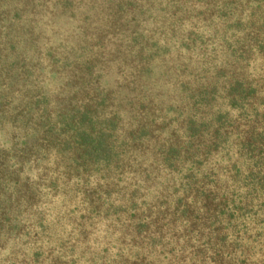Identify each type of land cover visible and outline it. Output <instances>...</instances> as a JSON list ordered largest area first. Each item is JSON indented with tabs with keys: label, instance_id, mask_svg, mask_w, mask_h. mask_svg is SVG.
<instances>
[{
	"label": "trees",
	"instance_id": "1",
	"mask_svg": "<svg viewBox=\"0 0 264 264\" xmlns=\"http://www.w3.org/2000/svg\"><path fill=\"white\" fill-rule=\"evenodd\" d=\"M29 1L35 2L32 9L41 8L35 25L58 22L56 31L39 25L36 47L29 42L38 74L22 63V107L15 115L20 130L0 146L3 242L10 233L23 242L37 237L44 229L39 202L56 190L58 177L72 175L87 199L84 208L114 216L113 224L142 251L122 264H151L147 251L156 248L171 252L174 264H264V228H253L250 220L264 223V0H199L225 32L232 29L224 39L227 63L196 86L180 84L179 122L153 153L157 166L169 172L179 167V177L151 200L135 185L119 184V177L135 153L143 154L144 138L153 131L139 123L126 128L123 92L101 82L104 68L121 55L140 72L163 55L162 46L136 29L146 9L137 0ZM242 9H249L244 18ZM61 19L71 21L72 31L62 29ZM193 37L187 41L202 45ZM46 69L56 75L51 85L41 80ZM143 101L135 104L142 108ZM12 102L0 98L1 107ZM29 165L34 172L24 171ZM111 173L114 178L103 186L91 185ZM28 257L31 264H60L40 247Z\"/></svg>",
	"mask_w": 264,
	"mask_h": 264
},
{
	"label": "rangeland",
	"instance_id": "2",
	"mask_svg": "<svg viewBox=\"0 0 264 264\" xmlns=\"http://www.w3.org/2000/svg\"><path fill=\"white\" fill-rule=\"evenodd\" d=\"M178 1L137 0L146 12L136 19V29L141 30L149 42H157L163 47V55L148 63L146 72L135 68L136 63L124 54L117 59L121 61L119 65L122 71L117 68L118 61L114 60L101 73L104 76L102 85L121 90L127 100L122 113L125 127L139 123L153 131L144 138L143 154L135 153L133 162H130L131 167L119 177V184L135 185L148 200L162 191L164 183L179 177V167L174 172L158 167L153 153L161 139L167 137L168 130L179 122V102L183 97L180 84L189 82L196 86L208 76H213L215 67L225 65L227 51L224 39L232 35V29L227 28L225 32L224 24L212 15L211 10H206L201 1ZM34 4L29 0H0V98H13L8 108L0 106L2 147H6L10 136L20 130L17 126L19 123H15V115L22 107L19 104L20 92L17 91L22 84L19 77L22 63L26 67L34 66V70L37 67L38 56L29 42L36 47L39 25L41 29L46 28L47 32L49 25L52 31L57 29L54 27L57 19L49 20L52 23L43 21L35 25L41 8L35 6L32 9ZM248 12L249 9H242L239 15L244 18ZM70 22L64 21L62 29L72 31L74 27ZM62 29L58 28L59 31ZM32 31L34 35L29 40L26 37ZM193 36H198L203 46H194L187 41L186 37L192 39ZM49 40H52L51 37ZM71 40V37L67 38L66 42ZM37 72L38 69L34 71V76ZM34 76L30 77V81L34 80ZM55 78L56 75L47 73L46 69L41 80L44 84H50ZM138 98L144 100V107L135 104ZM180 113L185 115L184 111ZM14 127L17 128L13 130ZM33 169L34 166L29 165L24 171L34 172ZM69 177V180L58 177L56 190L39 202L37 208L43 210L44 229L38 230L37 237L23 242L24 237L19 241L13 240V234L10 233L6 242H3L4 234L0 235V264H31L28 256L38 247L44 256L51 254L59 258L60 264H122L123 259L132 260L136 253L142 252L138 246L129 244L131 234H126L122 226L118 228L120 225L117 223L113 224L114 216H102L97 210L84 208L87 199L80 194L75 184L76 178L72 175ZM113 178L112 173L109 176L101 174L91 185L103 186ZM250 220L257 224L253 228H264L263 221ZM71 243L73 247L69 246ZM147 252V261L151 264H174L169 262L172 253L166 248ZM175 255L177 257L179 254Z\"/></svg>",
	"mask_w": 264,
	"mask_h": 264
}]
</instances>
